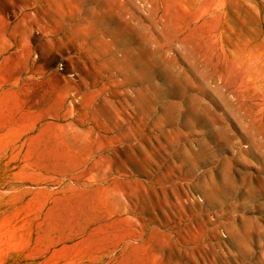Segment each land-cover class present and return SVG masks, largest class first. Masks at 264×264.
<instances>
[{
	"label": "rangeland",
	"instance_id": "374dc122",
	"mask_svg": "<svg viewBox=\"0 0 264 264\" xmlns=\"http://www.w3.org/2000/svg\"><path fill=\"white\" fill-rule=\"evenodd\" d=\"M0 264H264V0H0Z\"/></svg>",
	"mask_w": 264,
	"mask_h": 264
}]
</instances>
